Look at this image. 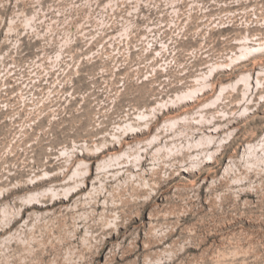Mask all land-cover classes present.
I'll use <instances>...</instances> for the list:
<instances>
[{"label":"rangeland","instance_id":"rangeland-1","mask_svg":"<svg viewBox=\"0 0 264 264\" xmlns=\"http://www.w3.org/2000/svg\"><path fill=\"white\" fill-rule=\"evenodd\" d=\"M0 264H264V0H0Z\"/></svg>","mask_w":264,"mask_h":264},{"label":"bare ground","instance_id":"bare-ground-1","mask_svg":"<svg viewBox=\"0 0 264 264\" xmlns=\"http://www.w3.org/2000/svg\"><path fill=\"white\" fill-rule=\"evenodd\" d=\"M259 48V47H258ZM181 171H183V172H187V173H189V170H184V169H182ZM83 188V187H82ZM82 188H80V189H82Z\"/></svg>","mask_w":264,"mask_h":264}]
</instances>
